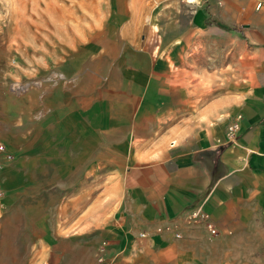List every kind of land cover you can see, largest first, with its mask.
<instances>
[{
    "label": "rangeland",
    "instance_id": "obj_1",
    "mask_svg": "<svg viewBox=\"0 0 264 264\" xmlns=\"http://www.w3.org/2000/svg\"><path fill=\"white\" fill-rule=\"evenodd\" d=\"M195 4L216 25H197L187 0H0V146L15 156L0 154V264H98L99 247L113 245L130 141L110 128L124 96H148L146 23L161 37L160 56L188 59L214 98L240 94L244 80L259 84L262 0ZM134 80L145 90L136 93ZM192 227L208 245L218 236ZM214 247L196 264H262L257 239Z\"/></svg>",
    "mask_w": 264,
    "mask_h": 264
},
{
    "label": "crops",
    "instance_id": "obj_2",
    "mask_svg": "<svg viewBox=\"0 0 264 264\" xmlns=\"http://www.w3.org/2000/svg\"><path fill=\"white\" fill-rule=\"evenodd\" d=\"M195 3L188 2L197 9ZM98 19L102 28L104 21ZM194 20L208 26L199 9ZM146 26L144 53L154 63L152 71L140 72L148 96L133 91L124 96L117 104L125 109L120 124L110 128L117 134L120 128L123 140L130 142L122 150L129 166L120 181L115 241L105 264H196L212 246L218 254L219 243L234 250L236 243L250 245L254 239L262 245L264 264V0L262 36L253 37L262 41V79L254 85L244 80L237 95L214 98L213 88L202 89L193 80L189 60L180 63L176 52L160 56L161 37L152 23ZM132 85L136 93L145 90L135 80ZM238 115L243 117L241 131L232 143L227 130ZM104 131L108 129L97 130ZM195 207L210 215L218 231L212 245L204 242L206 232L185 219ZM166 227L172 231L159 232ZM176 233L184 239H176Z\"/></svg>",
    "mask_w": 264,
    "mask_h": 264
},
{
    "label": "built area",
    "instance_id": "obj_3",
    "mask_svg": "<svg viewBox=\"0 0 264 264\" xmlns=\"http://www.w3.org/2000/svg\"><path fill=\"white\" fill-rule=\"evenodd\" d=\"M242 115H238L235 117L233 122L229 125L228 130H227V137L230 142H235L238 138V135L241 131V122H242ZM0 154L3 155V158L6 162H12L15 158L13 152H10L7 150V148L3 145L0 146ZM4 187L2 183L0 182V205H3L6 193L4 191ZM185 219L188 223L195 225V224H201L204 225L206 230L210 233L212 236H216L218 234L217 229L215 228L212 219L210 215L205 212L202 207H195L193 209L188 210L185 213ZM171 232L172 228L171 227H166L165 229H159V232L163 231ZM142 238L146 237L145 234L141 235ZM175 237L177 239H181L182 235L180 233H176ZM108 245L107 243H103L98 250V255H97V262L98 264H105L106 263V255L108 252Z\"/></svg>",
    "mask_w": 264,
    "mask_h": 264
},
{
    "label": "trees",
    "instance_id": "obj_4",
    "mask_svg": "<svg viewBox=\"0 0 264 264\" xmlns=\"http://www.w3.org/2000/svg\"><path fill=\"white\" fill-rule=\"evenodd\" d=\"M215 21H214V18L213 17H210L209 19H208V21H207V24L208 25H210V26H214V25H216V23H214ZM218 26V25H217ZM225 30H227V31H230V29H225ZM241 34H243L242 32H240Z\"/></svg>",
    "mask_w": 264,
    "mask_h": 264
},
{
    "label": "bare ground",
    "instance_id": "obj_5",
    "mask_svg": "<svg viewBox=\"0 0 264 264\" xmlns=\"http://www.w3.org/2000/svg\"><path fill=\"white\" fill-rule=\"evenodd\" d=\"M188 2L194 4L196 2V0H188Z\"/></svg>",
    "mask_w": 264,
    "mask_h": 264
}]
</instances>
